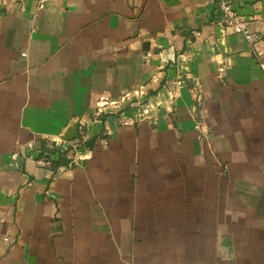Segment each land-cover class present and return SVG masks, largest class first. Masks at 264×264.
<instances>
[{"label": "crops", "instance_id": "1", "mask_svg": "<svg viewBox=\"0 0 264 264\" xmlns=\"http://www.w3.org/2000/svg\"><path fill=\"white\" fill-rule=\"evenodd\" d=\"M229 1L256 42L217 0H0V264H264V0Z\"/></svg>", "mask_w": 264, "mask_h": 264}, {"label": "built area", "instance_id": "2", "mask_svg": "<svg viewBox=\"0 0 264 264\" xmlns=\"http://www.w3.org/2000/svg\"><path fill=\"white\" fill-rule=\"evenodd\" d=\"M49 0H36L37 7L42 9L46 6ZM218 8L223 15L224 24L236 33L243 34L250 42H256L259 36L249 28V22L245 16L238 14L232 7L229 0H217ZM261 69L264 71V60L259 61ZM138 96L144 92L142 86L134 91ZM129 105H138L140 108V116L145 117L147 114L149 104H145L141 99L133 98L129 93L124 92L116 98L102 96L96 104V114L98 116L103 114H119L122 113ZM81 130V129H80ZM78 144H76L77 146ZM44 164H50L51 161L45 159Z\"/></svg>", "mask_w": 264, "mask_h": 264}, {"label": "water", "instance_id": "3", "mask_svg": "<svg viewBox=\"0 0 264 264\" xmlns=\"http://www.w3.org/2000/svg\"><path fill=\"white\" fill-rule=\"evenodd\" d=\"M78 132H79V123H75L73 124L68 131L66 132V134L64 136H62V139L65 140H73L76 139L78 136Z\"/></svg>", "mask_w": 264, "mask_h": 264}]
</instances>
